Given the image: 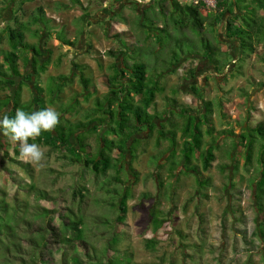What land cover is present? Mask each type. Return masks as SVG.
<instances>
[{"label":"rangeland","instance_id":"obj_1","mask_svg":"<svg viewBox=\"0 0 264 264\" xmlns=\"http://www.w3.org/2000/svg\"><path fill=\"white\" fill-rule=\"evenodd\" d=\"M79 1L81 6L74 5L66 10L62 4L72 5L70 0H32L21 8L19 0H0V37L4 35L8 22L18 18L27 26L26 40L36 45L41 41L46 42L41 51H50L49 68L44 78L38 80L39 85L46 90V108L53 107L60 113L62 107L67 109L70 104H76L77 97L83 92L77 78L72 86L53 99L55 85L50 75H72L77 65L96 66L92 81L101 97L107 93L103 86L106 73L118 61L110 55L111 51L119 52L126 45H133L128 51L124 50L129 53L127 63L144 62L148 77L146 88L151 90L159 87L153 108L149 109L150 114L157 116L154 122L158 127L164 125V131H168L174 123L175 130H181L187 119L181 109L189 110L188 117L200 118L204 122L205 103H213L211 126L215 128V135L209 136V126L202 125V150H206L212 140L220 147L215 151L216 159L212 167L202 174L204 180L210 179V184L200 188L193 173L184 170L181 158L180 166L173 172L168 171L170 164L166 159L173 154V150L168 152L171 147L169 139L160 137L159 128L153 132L145 129L135 136L138 138L134 144L138 156L136 159L131 152L123 159H120L122 155L119 151L114 149L112 153L127 171L123 181L131 193L126 219L123 223H116L114 219L117 212L111 205H116L120 198L98 191L97 185L93 184V173L83 162L71 164L66 159L69 155L61 148L51 150V147L43 145L46 152L41 164L25 162L19 158V145L10 143L0 133V207L1 202L6 201L12 209L18 208V222L39 210L38 205L64 213L70 211L82 220L87 241L99 250L104 247L106 239L114 233L120 234L116 252L110 251V254L116 257L117 252L121 253L123 257L126 256L128 264H264V241L260 236L264 216L259 211L257 200L259 176L255 171V158L251 164H246L245 144L238 138L246 127L264 122V46L255 45V53L246 55L238 42L227 39L225 25L220 24L214 34L205 30L206 38L224 53L220 56V68L217 71L212 63L203 58L198 37L188 29L182 33L194 43L191 40L186 42L182 39L183 34L171 28L168 30L170 36L161 41L162 31L158 28L169 24L172 18L168 17L173 16L169 2L161 5L162 1L159 0ZM186 1L179 0V3ZM203 1L206 8L201 12L206 17L213 12L215 0ZM38 7L45 11L52 25L57 29L62 28L68 40L75 41V49L62 46L54 38L55 35L51 40H47L45 34L41 40L32 36V31L38 27L30 25L31 15ZM152 7L154 12H150L147 21L143 22L144 13ZM159 7L163 9L161 14ZM84 15H87L85 19ZM257 16H264V10L258 11ZM10 22L12 26L15 25ZM153 22L155 27L152 26ZM259 29L262 31L257 34L262 39L264 24ZM215 36L221 44L216 42ZM86 39L91 43L89 49ZM166 40L173 42L168 44ZM162 43H165L164 48H161ZM0 49H10L8 38L1 39ZM195 51L200 54L182 57L174 73L166 74L171 70V62L179 58L181 53ZM43 53L41 60L47 61L48 53ZM38 62L39 67L41 64ZM32 70L22 64L24 74ZM19 83L17 79L16 86L12 88L0 87V98L12 101V94L22 87L23 103L32 101L33 97L35 99L33 80L21 85ZM92 101L87 103L81 100L82 106L77 109V113L66 118L71 122L78 121L80 112L93 106ZM9 108L11 110L12 104ZM118 125L115 123L116 129ZM67 129L74 127L68 126ZM106 130L107 127H104L91 132V135L89 132H78L77 135L80 134V140L85 139L89 150L96 155ZM220 131H233L234 136L222 137ZM114 138L113 134L109 135V139ZM157 141H160V147H157ZM232 141L237 146L232 153L233 159L227 153L232 148ZM177 143V155L181 157L183 139L180 135ZM83 149L86 152L87 149ZM161 152H166L162 158ZM233 160H239L237 172ZM201 162L199 159L194 163L201 168ZM158 165L164 167L159 170ZM221 166L225 169L221 170ZM107 174L109 177L115 172L110 170ZM78 185L84 186L86 191L74 196L73 189ZM36 189L48 192L52 199L57 200V204L53 206L47 201L37 202ZM159 195L161 204L157 209L164 214L159 216L162 226L155 231L149 214ZM108 222H112L110 227ZM61 258L62 254L56 253L53 256L55 264H61Z\"/></svg>","mask_w":264,"mask_h":264},{"label":"trees","instance_id":"obj_2","mask_svg":"<svg viewBox=\"0 0 264 264\" xmlns=\"http://www.w3.org/2000/svg\"><path fill=\"white\" fill-rule=\"evenodd\" d=\"M27 1L32 0H19V6ZM159 1H162L161 5L164 2H169L173 14L172 17H168L172 18V20H169V24L158 28L162 31L161 41L170 36L168 30L171 28L183 34L182 39L189 42L191 39L189 37L186 38L185 34L182 33L184 29H188L193 35L198 37L202 46L203 58L212 63L217 71L220 68V56L224 53L206 38L205 30L210 34H214L215 29L220 24L225 25L227 39L238 42L240 48L246 52V55L251 56L255 53V45L264 46V37L260 39L257 34L258 31H262L259 28L264 24V16H257L258 11L264 10V0H215L213 12L206 17L201 12L202 9L206 8L203 0H187L183 4H180L179 0ZM196 1L198 3H195ZM70 2L72 5L63 4L62 8L69 10L74 5H80L81 3L79 0H70ZM153 9L152 7L147 13H144L143 22L147 21V16L150 12H154ZM162 10L159 7L160 14L161 12L163 13ZM14 16L16 17V14ZM86 17L87 15H84L83 19ZM209 17L211 18L210 20H208ZM12 22L15 25L12 26L9 23L5 26L4 35L0 37V42L4 37L8 38L10 46L9 50L0 49V87L1 89L2 87L12 88L16 86L17 79L20 80L19 85H21L23 82L31 81L35 78L34 81L36 83L33 82L36 94L35 99L33 97L32 101L23 103L21 101L22 87H18V90L11 96L12 101L9 98H0L1 102L5 100L0 104V115L6 113L10 118H14L17 109L34 112L46 108V95H44L46 90L38 85L40 83L38 80L41 79L42 74L46 73L49 65V62L44 64H41L40 61L38 62L41 57V47L26 40L27 26L23 22H20L18 18ZM51 23L52 21L47 18L45 11L38 7L31 15L30 25L38 27V29L32 31V36L38 37L41 40L44 34H50L54 30L51 27ZM152 26L155 27L154 22ZM57 39L62 45L76 46L75 42L67 39L64 31L57 33ZM214 39H216L218 44H221L217 36ZM191 41L194 43L193 40ZM169 42L172 43L173 41H167L168 44H170ZM132 46L126 45L125 49L128 51ZM164 47L165 43H162L161 48ZM124 50L119 52L111 51L110 53L118 61L111 65L109 69L111 76L106 75L103 81V86L107 89V93L101 97L97 94L98 90L93 84L91 72L82 71L81 74L73 73L69 76L59 75L51 77V82H54L55 85V92H52L53 99L62 94L63 90L67 87L72 86L77 78H79L83 92L77 97L76 104H73L71 101L72 104L67 109L61 108L60 123L54 132L42 133L40 137L34 140L41 146L51 147V150L61 148L69 155L66 156V159L71 164L83 162L84 166L93 173V184L97 185L98 191L104 192L107 195L114 194L120 198L116 205H111L112 209L117 212L114 219L116 223H123L125 221L131 193L130 188H126L123 181V177H125L127 171L119 159L113 157L112 153L114 149L122 155L120 159L125 158L129 152L136 159L138 157L135 152L136 149L134 150V144L137 143L138 139L135 137L136 134H139V132L143 133L145 129L146 131L153 132L159 128L160 137L169 139L171 147L168 152L173 150V154L166 159L170 164L168 171L173 172L178 168L180 166L179 159L181 158L184 170L192 172L197 179L199 187L205 188L206 185L210 184V179L204 180L202 174L203 172H208L212 167V163L216 159L215 151L220 148L216 141L212 140L213 142L208 145V148L202 150L204 135L202 125L209 126L207 130L209 136L213 137L215 135V128L211 126L214 109L212 102L205 103L204 122L200 118L188 117L187 113L189 110L181 109V112L187 118L186 125L182 124L181 130H175L173 122V127L168 131H164L166 129L164 125L158 127L154 122L157 116L150 114L149 109L153 108L159 87L151 90L146 88V82L148 81L147 66L144 62L143 64L134 62L131 65L130 62L127 63L129 53H125ZM195 53L197 51L181 53L179 58L171 62V70L169 69L167 72L174 73V68L178 66L182 57ZM37 62L41 64L39 67L37 66ZM22 64L25 66L30 65L33 72L30 71L24 74L22 72ZM117 64H120V67ZM76 67L77 69L81 68L78 65ZM81 70H84V68ZM81 100L87 103L89 100H93V106L83 109L80 114L78 113L80 119L76 122H71L66 117L67 115H75L77 113V109L82 106ZM10 104H12L11 110L9 108ZM85 113H87V116ZM66 122L68 124H65ZM115 123H119L117 129ZM68 126H73L74 129L68 130ZM104 127H107L106 136L103 137L99 150L95 155L89 150L90 147L85 142V139L84 141L80 140V134L77 135V133L89 132V135H91V132H97ZM129 132L130 134H128ZM111 134L115 136L114 139H109V135ZM219 134L222 137L229 138L234 136L233 131H220ZM178 135L183 139V154L181 157L177 155V147L179 146L177 143ZM238 138L242 144H245L246 164H251L255 158V171H257L259 176V181L257 182L258 207L264 216V122H260L254 127H246ZM131 140L133 143H130ZM29 142L32 143L31 140ZM232 144L230 152H227L229 154L228 157L231 159H233L232 153L237 149L235 141H232ZM157 147H160V141H157ZM83 148L87 149L86 152H84ZM165 153L161 152V158ZM199 159L203 161L201 162V168L194 163ZM233 161V166H235V171L237 172L239 160ZM158 166L159 170L164 167V165ZM220 169L224 170L225 167L221 166ZM110 170L114 171L115 174L108 177L107 173ZM245 171L248 172V168ZM136 175L135 177L138 179ZM84 191H86L84 186L78 185L73 189V194L74 196L81 195ZM35 194L37 202L47 201L53 206L57 204V200L52 199L48 192L36 189ZM1 204L0 264H55L53 256L58 252L60 255L62 254L61 264H128L125 261L126 256L123 257L121 253L117 252L118 255L116 257L110 254V251L116 252L115 248L121 239L120 234L114 233L106 239L104 247L99 250L87 241L82 220L75 217L70 211L64 213L61 210H49L38 205L40 207L39 210L31 212L29 218L18 222V208L12 209L6 201L1 202ZM160 204L161 196L159 195L158 199H155V206L149 214L155 231L160 228L159 226H162L159 216L164 213L157 209ZM54 223H57V226L52 225ZM107 225L110 227L112 222H108ZM261 228L260 236L261 240L264 241V225ZM101 242L103 243L104 241Z\"/></svg>","mask_w":264,"mask_h":264},{"label":"clouds","instance_id":"obj_3","mask_svg":"<svg viewBox=\"0 0 264 264\" xmlns=\"http://www.w3.org/2000/svg\"><path fill=\"white\" fill-rule=\"evenodd\" d=\"M59 123L60 113L53 107L34 112L17 109L14 118L6 113L0 115V133L10 143L19 145L20 159L39 165L45 159L46 149L29 141L36 140L42 133L54 132Z\"/></svg>","mask_w":264,"mask_h":264},{"label":"crops","instance_id":"obj_4","mask_svg":"<svg viewBox=\"0 0 264 264\" xmlns=\"http://www.w3.org/2000/svg\"><path fill=\"white\" fill-rule=\"evenodd\" d=\"M28 2H30V1H27V2H25L24 4H23V6H25ZM141 3V2H140ZM64 4H66V3H64ZM63 5V4H62ZM66 5H68V4H66ZM20 6H22V5H20ZM119 15V14H118ZM0 20H1V15H0ZM10 21H13V20H10ZM8 22V24L9 23H11V22ZM3 22H5V21H3ZM6 24V23H5ZM7 26V25H6ZM55 25H52L51 27H53L54 28V30H52L51 31V33L50 34H45V35H47V40H51L52 39V37H53V35H55V37L54 38H56V40H58L57 39V33H59L60 31H62V28H59V29H57V27L55 26ZM68 39V38H67ZM59 41V40H58ZM70 41V40H69ZM86 41H87V44H88V46H87V49H89V48H91V43L89 42V40L88 39H86ZM71 42H75V41H71ZM59 43L62 45V43L59 41ZM43 44H46V42H43V41H41L40 42V44H39V46L41 47V49L43 48ZM81 45V44H80ZM62 46H65V45H62ZM66 48H68V49H71L70 48V46H65ZM77 47V44H76V46L75 47H72V48H76ZM43 52H45V53H48V57H47V61H42L41 60V57H40V59H39V61L41 62V64H44V63H46V62H49L50 63V61H51V59L49 58V56H50V51H41L40 52V54H41V56H43ZM68 52V51H67ZM66 52V53H67ZM72 52L74 53V51L72 50ZM77 52V51H76ZM78 53H80V52H78ZM31 55H33V54H31ZM31 55H30V57H31ZM51 57V56H50ZM113 64V63H112ZM119 67H120V64H117ZM31 68V66L29 65L28 66V68ZM81 68H79V69H76L73 73H79V74H81L82 73V71H84V72H91V74L93 73V70L96 68V66H93V65H91V64H86V65H83V66H80ZM48 68H49V66H48ZM84 68V70H81V69H83ZM175 69V68H174ZM168 73V72H167ZM166 73V74H167ZM105 74V73H104ZM107 75H110L111 74V72H107L106 73ZM59 75H64V76H69V75H65L64 73H60V74H57V75H50V77H57V76H59ZM44 76V74H42L41 75V78H44L43 77ZM92 76V75H91ZM35 80V78H33V81ZM35 82V81H34ZM36 83V82H35ZM40 84V83H39ZM38 84V85H39Z\"/></svg>","mask_w":264,"mask_h":264},{"label":"built area","instance_id":"obj_5","mask_svg":"<svg viewBox=\"0 0 264 264\" xmlns=\"http://www.w3.org/2000/svg\"><path fill=\"white\" fill-rule=\"evenodd\" d=\"M190 1H192V0H190ZM195 3H198V1H196ZM214 6V5H213Z\"/></svg>","mask_w":264,"mask_h":264}]
</instances>
